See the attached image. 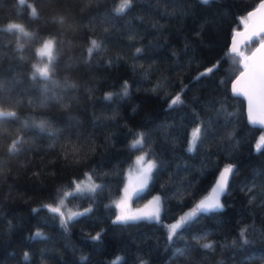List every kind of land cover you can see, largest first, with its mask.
I'll return each instance as SVG.
<instances>
[{"label": "trees", "instance_id": "16d2710c", "mask_svg": "<svg viewBox=\"0 0 264 264\" xmlns=\"http://www.w3.org/2000/svg\"><path fill=\"white\" fill-rule=\"evenodd\" d=\"M258 1L133 0L118 15L121 0H0V104L18 117L0 121V264H264V127L248 123L246 100L231 92L243 58L229 51L233 30ZM48 37L55 56L50 78L33 79V65L48 64L36 50ZM93 39L101 48L89 54ZM258 42L242 45L244 54ZM137 48L143 51L134 55ZM218 61V71L194 80ZM125 81L128 97L104 99ZM178 93L183 103L169 110ZM221 105L233 114L227 122L217 111ZM194 113L210 122L211 131L188 153L190 133L200 123ZM33 120L47 122L50 130L41 131ZM134 132L149 135L130 151ZM229 132L233 139L225 138ZM17 138L22 141L9 151ZM149 147L155 155L146 158L158 167L132 199L135 206L160 194L174 171L169 196L184 176L204 195L218 161L219 168H236L221 197L223 211L198 215L171 240L166 226L183 214L179 195L161 200L159 218L113 224L128 165ZM93 167V180L104 188L65 198L76 212L91 206L88 216L69 221L65 230L59 214L32 213ZM101 229L100 239L91 240ZM205 233L204 240L193 239ZM205 243L213 247L204 249Z\"/></svg>", "mask_w": 264, "mask_h": 264}, {"label": "snow or ice", "instance_id": "6c2138e0", "mask_svg": "<svg viewBox=\"0 0 264 264\" xmlns=\"http://www.w3.org/2000/svg\"><path fill=\"white\" fill-rule=\"evenodd\" d=\"M201 4L209 5L214 2H219V0H199ZM24 3V0H21V4ZM133 0H121V3L115 8L116 14H123L126 9L130 8L132 6ZM257 12L264 13V0H260L259 5L254 8L252 11L247 12V17L251 18L254 17ZM36 9L32 8V16H36ZM243 17L241 20L243 21ZM246 25V21H244ZM11 27V25L9 26ZM203 27V26H202ZM200 33H197V36H199ZM241 36V33L239 31L233 30V36H232V46L230 48V52L233 54L238 53V47H237V41L236 37ZM131 39V37H130ZM257 39H259V47L256 49V52L264 51V26L259 27L258 29L251 31L250 33H247L244 35V39L241 40L239 43L245 47H250L252 43H254ZM187 47V45L185 46ZM101 44L93 39L90 42V46L88 47L87 51L89 54L93 53L94 50L100 49ZM141 48L136 49V53L134 55H139L142 53ZM38 54L41 56H46L48 58V64H45L44 66L40 65H33V71H32V78L36 79L37 76L43 79H49L50 78V70H51V63L55 59L54 56V43L52 40H46L45 44L42 48L37 50ZM241 57H243V60L241 61L244 71L240 72V75L236 77L235 80L232 81V87L231 92L234 95H245L248 97L249 101V107H248V120L251 123H255V119L252 115V97L249 95V93L241 86L242 78L250 77V78H258L262 85H264V59L260 61V64L258 68L250 67V65L246 62L248 59H251L249 57H245L244 53H238ZM173 55H176V53H173ZM253 56H255V52L253 53ZM222 61H218L217 63L213 64L211 67L206 68L203 72H200L196 77H194V80L198 81L201 78H204L206 76H209L211 73L219 70V64ZM135 70V69H134ZM145 78H147V75H145ZM160 84H157L156 87L151 89V91L155 92L160 87ZM187 88V85L181 88V93ZM181 93H178L174 98H172L168 104V109L171 110L176 106H179L183 103L181 100ZM130 94V85L127 81L123 83L121 86V91L119 93H113V92H106L104 95V99L106 101H111L114 96H121V97H128ZM41 105H43V102H41ZM223 105H221V109H217V111L224 115L225 120L227 122L228 118L231 117L232 113L223 112ZM195 114V113H194ZM196 115V119L200 120V123L196 124V127L192 129L190 133V137L188 139V146L186 148V151L188 153H193L198 141L203 138L204 135H206L209 131H211V125L210 122L207 120H202L198 114ZM8 118H18L15 111H12L8 108H5L0 104V121H3ZM261 123H264V120L260 121ZM33 126L39 128L41 131L50 130V126L45 121H40L39 123H36L34 120L31 122ZM202 125H206V127H202ZM26 126V125H25ZM133 136H135V139L131 141V144L129 145V150H136L141 148L144 145L145 139L148 137L147 132H134L132 133ZM227 139H233V134L231 132L226 134ZM19 138L16 140H13L12 144L9 145V151H12L16 149L17 144L21 142ZM259 147V145H257ZM235 148L236 145H233ZM147 155H155L154 151L149 147L148 151L145 153H142L141 155L136 157L135 165L137 166L135 168L136 171V184L135 187H133L131 190L128 189V186H125L124 189V196L122 199L118 202H116V208L120 209V212L115 216V218L112 220L113 224L117 223H125L128 221H136L140 219H151V218H159L160 209L157 207L154 212H145L138 210L137 212L133 213L127 210V202L129 200H132L134 198H138L140 192L144 191V189L148 186L149 181L152 179L154 169L158 167V161L154 160H147L146 163L142 164V162L145 161ZM76 163H80V161H77ZM217 169V175L214 178V181L211 185L210 191L207 195H201V191L199 189L198 184L193 183L191 179H189L187 176L180 177L179 178V185L177 187V190L175 193H173L171 196L168 195V191L170 186L174 182V178L178 176V173L176 171L169 173V179L166 180L163 184H161V193L154 196L153 200L149 202V204H152L155 202L157 205L160 204L161 200L163 199L165 202H167L169 199H175L177 195L180 196V199L177 202V207L183 212L182 215L179 216L178 219L175 217H172L175 222L167 225V235L168 239L171 240L174 236V234L177 232V230L182 229L186 226V223L193 222L198 215L200 214H207L210 212H220L223 211L224 205L220 202L221 194H226L229 186H230V176L233 175L236 171V168L233 164L227 163L223 168L218 167V161L213 165ZM187 170V169H185ZM96 169L93 167L89 171H86L83 173V176L85 177L84 180H71L68 182V187L74 185L72 188V191H62L61 189H57L56 196H59L58 203L56 202L55 197L53 198L52 203L47 204H41L37 208L32 209V213L36 214L39 211L43 209H47V211L53 215V218H55L56 214H59L60 217V226L65 228L67 230L68 222L69 221H75L82 217L88 216L92 212V207L89 206L88 208H85L82 212H71L69 211L67 213V217L65 218V213L61 211L62 206H65V198L71 197L77 194H84V193H95L98 190H101L104 188L103 184H97L94 182L93 177L96 176ZM208 174H211L209 172ZM107 175V174H106ZM251 190V189H250ZM188 202L192 203V206L188 211H183L184 207L188 204ZM251 203V201H249ZM106 207H110L106 205ZM147 207V206H146ZM11 226V225H10ZM246 228L242 229L240 232L241 237L244 236L246 232ZM103 229H101L100 232L96 233L95 236L90 237L93 241H98L100 239V236L103 233ZM37 236L41 235L39 232L36 233ZM207 236V233L203 236H195L193 237L194 240L197 242L202 241ZM245 244L249 243V241L245 240ZM201 247L204 249H211L213 247V244L211 243H205L202 244ZM178 254L183 255V251L177 250ZM24 258L27 260L29 258V253H24ZM141 264H143V261H141Z\"/></svg>", "mask_w": 264, "mask_h": 264}, {"label": "water", "instance_id": "95a60500", "mask_svg": "<svg viewBox=\"0 0 264 264\" xmlns=\"http://www.w3.org/2000/svg\"><path fill=\"white\" fill-rule=\"evenodd\" d=\"M259 3H260V0L258 1L257 6L259 5ZM257 6L252 7L248 11H252ZM246 16H247V14H246ZM246 22H247L246 25L244 24L242 27H238V29H235L236 31H239L241 33V36L236 37L238 52H239V50L242 47V45L239 42L244 39V35H246L247 33H250L251 31H254V30L258 29L261 26H264V13L257 12V14L254 17H251V18L246 17ZM232 36H233V33H232L231 37ZM231 46H232V38H230L229 48H231ZM258 47H259V42L246 55V57L251 58V59H248L246 62L250 65V67H253V68H258V66L260 64V61L262 59H264V51L256 52V49ZM229 51H230V49H229ZM254 52H255V56H253ZM244 70L245 69L242 66V68L236 74V76L231 79V81H230V89L232 87V81L235 80L236 77L240 75V72L244 71ZM241 86L252 97V115H253V117H254L256 122L255 123L248 122V123L251 126L254 125V126H257L258 128H263L264 127V123H261L260 121L264 120V85L261 84V82H260V80L258 78L245 77V78H242ZM236 96H239V97L242 96L244 98V100H246L245 101V111H246L247 121H249L248 120V107H249L248 97L245 96V95H242V94L241 95H236ZM135 184H136V176H135V178L133 180H131L130 190L133 187H135ZM144 190H146V189H144ZM209 191H210V189L204 195H207ZM223 195L224 194L222 193L221 197H223ZM153 197L154 196H151V198L148 199V201H144L141 204V206H139L137 208H134L132 210V212L135 213L138 210L149 212V213L154 212L155 209L157 207H159V205H157L155 202H153L152 204H149V202L153 200ZM220 202H221V198H220Z\"/></svg>", "mask_w": 264, "mask_h": 264}, {"label": "rangeland", "instance_id": "374dc122", "mask_svg": "<svg viewBox=\"0 0 264 264\" xmlns=\"http://www.w3.org/2000/svg\"><path fill=\"white\" fill-rule=\"evenodd\" d=\"M49 39L52 40L50 37H48V38H46L44 41H42L40 44H38L36 50L42 48V47L44 46V44H45V41H46V40H49ZM37 53H38V52H37ZM238 53H244V52L242 51V49H240ZM244 56L246 57V54H244ZM43 57H46V56H43ZM46 58H47V57H46ZM242 58H243V57H242ZM45 64H46V63L41 62L39 65H40V66H44ZM139 155H141V154H138L137 156H139ZM137 156H136V157H137ZM136 157H135V159H132V161H131L130 164L128 165V168H127L128 170H126V172H125V177H124V180H125V181H123L122 188H121L122 191L120 192L119 197L116 198V200H115V202H114L115 206H116V202L120 201V200L122 199V197L124 196V189H125V186H126V185L128 186V189L130 190V183H131V180H133V179L135 178V176H136V171H135V168L137 167V166L135 165ZM149 159H151V158H146L145 161L142 162V164L146 163L147 160H149ZM151 160H152V159H151ZM84 179H85V178H84ZM84 179H82V180H84ZM80 180H81V179H80ZM78 181H79V180H78ZM94 182H95V181H94ZM95 183H96V182H95ZM73 187H74V186H73ZM73 187H72V188H73ZM72 188H68L66 191L71 192V191H72ZM58 200H59V198L56 200L57 203H58ZM132 201H133V200H129V201L127 202V210L130 211V212H132V210H133L134 208L139 207V206H135V204H133ZM118 210L120 211V209H118ZM61 211L65 213V218L67 217V213H68L69 211H71V212H76L75 209H72L71 207L66 206V204H65V206H62Z\"/></svg>", "mask_w": 264, "mask_h": 264}]
</instances>
